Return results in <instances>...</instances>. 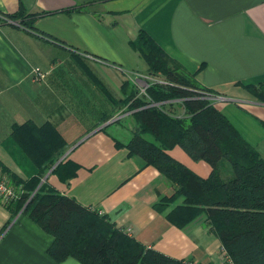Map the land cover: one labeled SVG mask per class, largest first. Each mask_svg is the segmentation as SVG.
Returning <instances> with one entry per match:
<instances>
[{
    "label": "crops",
    "instance_id": "obj_1",
    "mask_svg": "<svg viewBox=\"0 0 264 264\" xmlns=\"http://www.w3.org/2000/svg\"><path fill=\"white\" fill-rule=\"evenodd\" d=\"M140 30L214 91L215 107L264 157V100L243 88L264 82V0H0V172L16 184L9 174L21 181L36 174L10 134L15 124L50 123L65 148L41 183L130 228L146 247L190 264H223L205 214L176 226L167 213L183 198L165 203L174 185L124 146L137 126L128 110L131 79L150 76L133 46ZM34 68L44 76L35 79ZM167 151L197 175L209 174L180 146ZM52 241L0 203V264H81L53 260Z\"/></svg>",
    "mask_w": 264,
    "mask_h": 264
},
{
    "label": "trees",
    "instance_id": "obj_2",
    "mask_svg": "<svg viewBox=\"0 0 264 264\" xmlns=\"http://www.w3.org/2000/svg\"><path fill=\"white\" fill-rule=\"evenodd\" d=\"M24 19L22 23L31 26L32 19ZM133 46L145 60L148 73L162 76L166 83L150 82L145 95L137 96L136 91L129 94L128 110L137 124L124 145L129 156L139 157L171 181L174 193L165 203L183 198L167 213L176 226L183 227L204 213L234 264H264V157L242 138L212 100L199 97L201 91H214L183 72L147 32L140 30ZM243 88L264 100V82ZM10 136L37 172L25 181L9 174L22 184L23 194L6 207L15 214H26L53 236L47 248L53 260L71 257L81 264H190L146 247L104 214L41 183L43 171L53 166L65 148L64 139L50 123L15 124ZM175 146L193 160L206 162L209 174L201 177L172 157L167 150ZM156 209H164L162 201Z\"/></svg>",
    "mask_w": 264,
    "mask_h": 264
},
{
    "label": "built area",
    "instance_id": "obj_3",
    "mask_svg": "<svg viewBox=\"0 0 264 264\" xmlns=\"http://www.w3.org/2000/svg\"><path fill=\"white\" fill-rule=\"evenodd\" d=\"M33 73H34L35 79L42 78L44 76V74L42 73V71L39 68H34ZM131 80L135 84V87L137 89H139V94H141V92H143V95H145V90L148 87V82L143 80L142 75L137 74ZM158 82L164 83V84L166 83V81H163V80H159ZM200 93L202 94V96L198 95L199 97H203V98H206V99L212 100V101L217 99V97L214 93H210L207 91H201ZM137 96H138V92H137ZM22 194H23L22 184L21 183L16 184V183L10 181V179H8L6 175H4L0 172V203L4 204L6 206L10 202H12L14 200H18L19 198H21ZM31 196L32 195H30V197ZM30 197H29V199H30ZM98 213L102 214L100 211H98ZM120 230L123 231L124 233L128 234V235L131 232L130 228L120 229ZM224 261H225V263H223V264H234L232 262V260L227 255H225Z\"/></svg>",
    "mask_w": 264,
    "mask_h": 264
},
{
    "label": "rangeland",
    "instance_id": "obj_4",
    "mask_svg": "<svg viewBox=\"0 0 264 264\" xmlns=\"http://www.w3.org/2000/svg\"><path fill=\"white\" fill-rule=\"evenodd\" d=\"M142 78L144 81H147L148 83L152 82V83H158L159 80H163V77L162 76H159L158 74L157 75H154V74H151L150 76H143L142 75ZM136 88V87H135ZM136 92H138V96H141L143 95V92H141V94H139V89L136 88ZM144 136L148 139H152L151 135H149L148 133H145Z\"/></svg>",
    "mask_w": 264,
    "mask_h": 264
},
{
    "label": "water",
    "instance_id": "obj_5",
    "mask_svg": "<svg viewBox=\"0 0 264 264\" xmlns=\"http://www.w3.org/2000/svg\"><path fill=\"white\" fill-rule=\"evenodd\" d=\"M59 162V161H58Z\"/></svg>",
    "mask_w": 264,
    "mask_h": 264
}]
</instances>
